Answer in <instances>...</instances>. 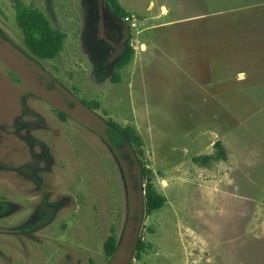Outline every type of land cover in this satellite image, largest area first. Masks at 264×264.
<instances>
[{"label": "rangeland", "instance_id": "374dc122", "mask_svg": "<svg viewBox=\"0 0 264 264\" xmlns=\"http://www.w3.org/2000/svg\"><path fill=\"white\" fill-rule=\"evenodd\" d=\"M116 1L0 0V264H264V0Z\"/></svg>", "mask_w": 264, "mask_h": 264}, {"label": "trees", "instance_id": "16d2710c", "mask_svg": "<svg viewBox=\"0 0 264 264\" xmlns=\"http://www.w3.org/2000/svg\"><path fill=\"white\" fill-rule=\"evenodd\" d=\"M15 10V21L19 27L23 42L32 57L39 61H51L58 57L62 52L66 36L55 30L47 20L46 16L37 8L28 7L21 0H10ZM111 12L114 16L124 20L126 13L116 0H107ZM132 51L126 48L117 60V69L125 68L131 61ZM114 83L118 82L117 75L112 78ZM105 132L114 144H122L124 139L140 146V139L136 137L131 130L122 129L116 124L109 122ZM142 152L139 151V154ZM163 200L161 197L148 193L145 201V211L151 212L161 208ZM104 255L110 258L116 250V240L109 237L104 244ZM143 243L141 239L137 240L135 251L141 252Z\"/></svg>", "mask_w": 264, "mask_h": 264}, {"label": "built area", "instance_id": "2783aa9c", "mask_svg": "<svg viewBox=\"0 0 264 264\" xmlns=\"http://www.w3.org/2000/svg\"><path fill=\"white\" fill-rule=\"evenodd\" d=\"M125 21L128 23L129 22V19L126 18Z\"/></svg>", "mask_w": 264, "mask_h": 264}]
</instances>
